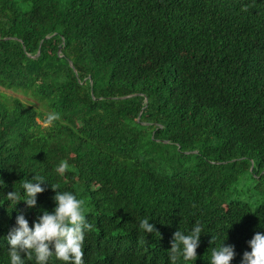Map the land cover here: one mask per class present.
Instances as JSON below:
<instances>
[{"label": "trees", "instance_id": "obj_1", "mask_svg": "<svg viewBox=\"0 0 264 264\" xmlns=\"http://www.w3.org/2000/svg\"><path fill=\"white\" fill-rule=\"evenodd\" d=\"M0 88L38 103L0 91V264L16 216L54 210L50 185L86 202L85 264H172L197 222L177 264L222 243L241 264L264 233V0H0ZM35 175L36 206L14 207Z\"/></svg>", "mask_w": 264, "mask_h": 264}, {"label": "clouds", "instance_id": "obj_2", "mask_svg": "<svg viewBox=\"0 0 264 264\" xmlns=\"http://www.w3.org/2000/svg\"><path fill=\"white\" fill-rule=\"evenodd\" d=\"M60 119V113L51 111L41 123L44 127H50ZM67 168L68 164L65 161L61 162L56 170L63 173ZM44 184H48L44 177L35 175L32 180L22 182L23 195L21 191H11L5 197L14 204V207L23 202L28 208H33L37 204V196L45 191L41 186ZM50 186L56 192L53 197L56 206L52 212L42 211L31 227L22 213L16 216L15 226L9 230L5 238L10 264H25L24 259H21L22 253L29 260L34 257L35 264H48L53 256L62 264H85V232L93 228L86 220V202L72 192L59 191L58 185ZM139 228L148 234L156 232L148 218L139 222ZM202 231V226L197 222L188 234L179 229L174 232L169 250L172 264H177L181 259L196 260V249L199 247ZM146 242V238L141 237V243ZM248 247L250 251L243 253L241 264H264V233H255L248 241ZM234 257V246L222 243L218 248H212L210 264H230Z\"/></svg>", "mask_w": 264, "mask_h": 264}, {"label": "rangeland", "instance_id": "obj_3", "mask_svg": "<svg viewBox=\"0 0 264 264\" xmlns=\"http://www.w3.org/2000/svg\"><path fill=\"white\" fill-rule=\"evenodd\" d=\"M0 91L6 93L7 95H10V96H13V97H17L18 99H21L22 101L24 102H27V101H30V102H35L34 99L29 96V95H24L22 92L20 91H16V92H12V91H9V90H4L2 88H0ZM34 107H38V103H34ZM41 109H43L42 107H40ZM243 199L247 202H249L250 204H258L255 200V196L250 193L249 195H245L243 197Z\"/></svg>", "mask_w": 264, "mask_h": 264}]
</instances>
